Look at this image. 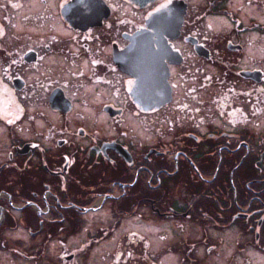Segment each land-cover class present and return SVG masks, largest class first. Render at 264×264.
<instances>
[{
  "label": "flooded vegetation",
  "instance_id": "flooded-vegetation-1",
  "mask_svg": "<svg viewBox=\"0 0 264 264\" xmlns=\"http://www.w3.org/2000/svg\"><path fill=\"white\" fill-rule=\"evenodd\" d=\"M166 252L264 264V0H0V264Z\"/></svg>",
  "mask_w": 264,
  "mask_h": 264
},
{
  "label": "rangeland",
  "instance_id": "rangeland-1",
  "mask_svg": "<svg viewBox=\"0 0 264 264\" xmlns=\"http://www.w3.org/2000/svg\"><path fill=\"white\" fill-rule=\"evenodd\" d=\"M218 253H219V251L216 252V253L211 254L209 256V261L213 262V263H216L217 262L216 257H217ZM175 255H176L175 253L166 252L164 254V257H165V260H166V264H173V261L175 259Z\"/></svg>",
  "mask_w": 264,
  "mask_h": 264
},
{
  "label": "water",
  "instance_id": "water-1",
  "mask_svg": "<svg viewBox=\"0 0 264 264\" xmlns=\"http://www.w3.org/2000/svg\"><path fill=\"white\" fill-rule=\"evenodd\" d=\"M156 36H162L160 29L156 30Z\"/></svg>",
  "mask_w": 264,
  "mask_h": 264
}]
</instances>
